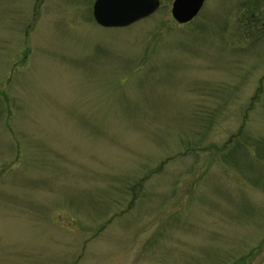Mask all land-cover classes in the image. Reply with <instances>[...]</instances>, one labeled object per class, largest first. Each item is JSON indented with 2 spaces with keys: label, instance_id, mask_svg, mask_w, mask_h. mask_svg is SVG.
I'll use <instances>...</instances> for the list:
<instances>
[{
  "label": "rangeland",
  "instance_id": "obj_1",
  "mask_svg": "<svg viewBox=\"0 0 264 264\" xmlns=\"http://www.w3.org/2000/svg\"><path fill=\"white\" fill-rule=\"evenodd\" d=\"M94 1L0 0V264H264V0Z\"/></svg>",
  "mask_w": 264,
  "mask_h": 264
},
{
  "label": "water",
  "instance_id": "obj_2",
  "mask_svg": "<svg viewBox=\"0 0 264 264\" xmlns=\"http://www.w3.org/2000/svg\"><path fill=\"white\" fill-rule=\"evenodd\" d=\"M205 0H174L170 14L177 24H188L201 10ZM159 0H95L92 6L94 22L102 28H127L154 15Z\"/></svg>",
  "mask_w": 264,
  "mask_h": 264
},
{
  "label": "trees",
  "instance_id": "obj_3",
  "mask_svg": "<svg viewBox=\"0 0 264 264\" xmlns=\"http://www.w3.org/2000/svg\"><path fill=\"white\" fill-rule=\"evenodd\" d=\"M229 144H227V147H228ZM241 147L240 145L236 144V146L232 149L233 151H236V150H239ZM249 151L250 149L247 148ZM251 154V153H250ZM143 185V181L139 182V184H137L132 190L134 191H139L140 190V187H142ZM134 202V201H133ZM131 203H132V200H131Z\"/></svg>",
  "mask_w": 264,
  "mask_h": 264
}]
</instances>
